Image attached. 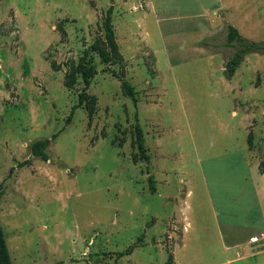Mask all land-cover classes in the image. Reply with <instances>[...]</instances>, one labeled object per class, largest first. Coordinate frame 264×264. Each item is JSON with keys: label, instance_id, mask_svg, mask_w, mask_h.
I'll return each mask as SVG.
<instances>
[{"label": "rangeland", "instance_id": "374dc122", "mask_svg": "<svg viewBox=\"0 0 264 264\" xmlns=\"http://www.w3.org/2000/svg\"><path fill=\"white\" fill-rule=\"evenodd\" d=\"M139 1L0 0V219L13 264H164L165 230L179 231L173 216L183 217L186 186L199 230L189 233L186 250H175L181 263L196 264L194 249L212 244L207 228L215 216H230L242 200L243 177L257 204L258 166L230 170L220 156L248 143L254 120L252 159L264 158V52L248 53L229 80L224 67L234 48L224 44L232 19L242 35L264 43V11L242 21L247 4L233 0L226 28L206 38L220 44L212 59L195 40L218 13L200 15L199 6H208L192 7L194 0H165V13L149 12ZM255 1L264 9V0ZM111 6L124 66L104 62L94 45L106 40ZM90 61L98 73L79 107ZM72 71L77 81L68 86ZM114 72L135 87L137 106ZM136 115L149 161L139 157ZM54 134L49 160L33 156L32 142ZM152 159L157 179L168 182L154 181L155 191ZM165 264H174L173 255Z\"/></svg>", "mask_w": 264, "mask_h": 264}, {"label": "crops", "instance_id": "0c3cea01", "mask_svg": "<svg viewBox=\"0 0 264 264\" xmlns=\"http://www.w3.org/2000/svg\"><path fill=\"white\" fill-rule=\"evenodd\" d=\"M164 1L165 0H140L139 3L140 4L143 3L144 5L143 9L145 11L151 12V10H154V12L162 11V13H165L166 5L169 7L171 6V4H169L168 2L165 3ZM234 3L235 1L233 0H211V1L194 0L188 3L192 7L199 6L200 4L208 6V7L199 6V10H201L199 11L200 15H203L204 11L210 12L211 9L215 13H218L216 19L211 22L213 23V25L210 23H209L210 27H206L205 24L202 25L204 35L202 37H198L195 40V44L197 46L202 47V51H204L212 59L216 58L217 56H220V53L209 47L208 48L204 47L203 45H201V42L204 41L206 38L218 36L219 34H221V32L226 28L227 25L226 16L228 14V11L232 10V6L234 5ZM245 4H247L246 6L247 9L246 11L242 10L241 12V14L244 16L242 21L249 23L250 15L253 17L254 14H258V13L261 14L262 11H264V9L260 7V3L257 4L255 0H253V3H250V0H245ZM134 6L137 5L134 4ZM182 8H185V6H182ZM170 12H171V8L166 13L169 14ZM157 18L159 20L160 18L159 15ZM159 22H161V20H159ZM229 23H233L235 27L238 26L236 23H234L233 19L230 20ZM146 45L150 49H152L156 60V55L152 46L150 44L149 45L146 44ZM245 57L242 62L245 61ZM240 66L237 68L235 74L238 72ZM224 71H225V67H224ZM253 121L251 125L249 124V128H250L249 135L253 133V130H251L254 126ZM253 144H256V141H254ZM251 150L252 148H250L248 141L247 144H243L237 148L226 149L225 153L220 156V158L223 159L220 161H224L225 165L230 170H235V169L239 170L244 168L245 166L247 167V169L248 168L250 169L251 165L253 166V164H255L254 166H258L259 169V164L261 160L258 159L254 161L252 159L253 157L251 155ZM150 155L151 154H149V160L151 159ZM207 168L209 169V167ZM152 169H153L151 174L152 178L154 179V181H157L159 187L161 184H165V185L168 184L167 179L164 177V175L162 177H159V179H157L156 173H154L153 159H152ZM203 169H204V177L206 178L207 181L208 175L211 172L206 168ZM162 172L167 173L168 172L167 168L162 169ZM261 174L264 176L263 173ZM232 179L235 178L233 177ZM247 182H248L247 178L243 177L242 183L246 185V192L243 191L244 185L238 183L239 189H241L239 191V194L242 200L234 201V203L236 204V209H234L232 214H237L238 209H245L246 213L241 216L238 215L232 216V214L228 217L225 216L221 217L220 215L215 216L213 220L214 221L213 226L211 228H207L208 236L210 237L212 244L210 246L201 244V246H198L194 249V255H196V260H197L196 264H264V238L260 239L259 242L251 241V238L253 236L261 237L262 234H264V183L261 185V188L254 183L252 184L254 186L253 187L254 196L257 198L256 199L257 204H255V202L251 198H247L251 190L250 182L249 184ZM233 184H236V182H233ZM231 189H232L231 191L232 197L234 198L235 189L233 186L231 187ZM192 193L193 190L191 189V187L188 188L186 186L185 188H182L181 195L184 197L180 202V207H181V212L183 213V217L180 219L177 218L175 215L173 216L174 217L173 220H176V222H178L179 224V231H176L174 229L165 230L167 231L169 236L168 238L171 239V241L168 243V245H166L167 242L165 241L164 244L165 246L163 250L165 249V251L167 252V259L170 258V255H173L174 264H186V263L193 264L192 261L187 262V260H184V262L181 263L179 259L176 257V250H175V246H179V247L181 246L182 249L186 250L187 245L189 243L187 240L191 239L189 233L193 229L194 231L199 230L196 226H194L196 218L190 215V210L192 209V203L190 201H187L190 197V194L192 195ZM209 193L215 199L218 198L216 190L213 191V194L210 191ZM214 200L213 203L215 207L219 208L222 206L220 202L215 203ZM165 231L163 232V237L167 238V236H165L166 234ZM243 251L245 253H243ZM166 260L163 261L164 264L166 263Z\"/></svg>", "mask_w": 264, "mask_h": 264}, {"label": "trees", "instance_id": "16d2710c", "mask_svg": "<svg viewBox=\"0 0 264 264\" xmlns=\"http://www.w3.org/2000/svg\"><path fill=\"white\" fill-rule=\"evenodd\" d=\"M113 6L109 7L107 10V14L105 17V30H106V40H100L99 38L95 42V47L98 49L102 59L104 62L109 64L119 63L121 66L125 64V57L120 51L119 44L116 41V33L113 25ZM203 46H207L210 48H218L220 44L216 41V38L206 39L201 43ZM227 47L234 48L233 54L227 59L225 65V75L226 78L231 79L237 68L240 66L241 62L243 61L246 54L251 52H264V43L252 41L241 34V32L232 24H228L227 26ZM106 69H109L107 66ZM98 73V70L95 64L90 61L89 64H85L82 67V80L84 83V88L82 92L79 94V102L78 106H82L83 103L87 99V89L91 84V79ZM122 82V86L124 87L125 93L131 97L134 101V104L137 106L138 99L136 97L137 91L135 87L131 84V82L121 76H118ZM76 72L72 71L70 74L67 75V85L70 86L72 83H76ZM57 134H54L51 138H38L32 142L31 145V152L32 155L40 158L44 161L49 160L50 155L48 152V147L51 144L52 139H54ZM135 141L139 151V157L142 160L149 161V154L148 149L145 145V136L143 132V128L139 123L138 115H136V124H135ZM253 136L252 134L249 135L248 141L250 148L253 147ZM30 163V159H27L20 163L21 166ZM259 170L261 173L264 174V159L260 161ZM152 177V176H151ZM154 183V179L151 178V185L150 188L152 191L156 190ZM3 183L0 184V198L3 195ZM135 246H129L125 251L120 252L123 256L125 254H130L133 251ZM0 264H13L12 258L10 255V251L8 248L6 235L1 223L0 219Z\"/></svg>", "mask_w": 264, "mask_h": 264}, {"label": "built area", "instance_id": "2783aa9c", "mask_svg": "<svg viewBox=\"0 0 264 264\" xmlns=\"http://www.w3.org/2000/svg\"><path fill=\"white\" fill-rule=\"evenodd\" d=\"M262 238H264V234H262L261 237H259V236H253V237L251 238V241H252V242H259L260 239H262Z\"/></svg>", "mask_w": 264, "mask_h": 264}]
</instances>
